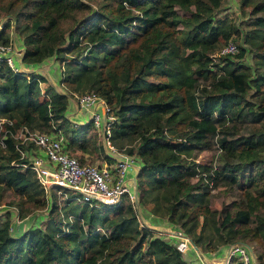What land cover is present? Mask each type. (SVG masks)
I'll return each mask as SVG.
<instances>
[{
  "label": "trees",
  "instance_id": "trees-1",
  "mask_svg": "<svg viewBox=\"0 0 264 264\" xmlns=\"http://www.w3.org/2000/svg\"><path fill=\"white\" fill-rule=\"evenodd\" d=\"M238 1L242 8L253 2ZM221 5L222 0H102L92 10L84 0H0V43L12 39L13 28L25 64L54 57L66 90L58 92L51 83L42 88L43 75L26 77L0 63V117L6 118L0 123V199L12 189L18 199L9 205L19 218L47 211L43 227L18 236L10 232L9 211L0 215V264H188L172 243L139 226L127 198L115 208L92 207L68 193L60 201L57 188L45 193L32 169L12 163L23 147L14 136L21 126L48 131L55 122L69 148L90 152L91 123L74 126L65 115L68 95L86 91L113 110L112 144L141 160L139 204L151 203L152 214L181 228L198 248L211 250L202 244L210 221L216 246L254 243L264 252V100L254 104L246 97L250 88H264V14L255 20L256 39L244 38L258 60L254 70L232 53L214 62L211 55L238 33L215 18ZM252 8L264 11V0ZM236 45L239 59L246 47ZM203 149L221 152L224 160L197 162L192 152ZM221 180L242 181L243 203L210 207L208 183ZM228 264L242 263L231 258Z\"/></svg>",
  "mask_w": 264,
  "mask_h": 264
},
{
  "label": "built area",
  "instance_id": "built-area-1",
  "mask_svg": "<svg viewBox=\"0 0 264 264\" xmlns=\"http://www.w3.org/2000/svg\"><path fill=\"white\" fill-rule=\"evenodd\" d=\"M3 18L5 19V17ZM3 18H0V28L5 21ZM236 51V43L233 40H228L211 57L215 62L220 55ZM21 56L22 52L20 55L13 39L7 43H0V63L4 62L13 71L29 77L33 72L27 71ZM68 96L75 98L77 110L87 113L88 120L85 123L90 122L91 127L101 139L104 157L96 163L82 161L67 146L69 140L64 132L55 122H52L48 131L29 130L27 127L21 126L14 133V136L19 139V144L23 147H17L20 153L19 161L12 163L19 165L22 170L32 169L45 193H48L51 188H57V194L66 198L67 192L65 191L68 189L74 193L72 199L92 207L115 208L122 203L124 198H127L136 211L139 205L136 176L141 167V160L137 155L118 150L112 144L110 135L112 123L115 120L112 108L94 91L73 93ZM5 120L6 118L0 117V123ZM73 125L78 124L74 123ZM2 137L0 143L3 145ZM105 156L110 157L111 161L108 162ZM133 170H136V174H132ZM138 223L140 226L139 220ZM140 227L145 226L141 225ZM168 237V242L172 243L181 254L190 249L197 255L198 247L182 230L176 229L169 232ZM225 258L222 264H228L231 258H236L242 264H253L249 246L240 243L229 245ZM198 261L200 264H205L201 258H198Z\"/></svg>",
  "mask_w": 264,
  "mask_h": 264
},
{
  "label": "rangeland",
  "instance_id": "rangeland-1",
  "mask_svg": "<svg viewBox=\"0 0 264 264\" xmlns=\"http://www.w3.org/2000/svg\"><path fill=\"white\" fill-rule=\"evenodd\" d=\"M87 2V4L92 8V10H96L99 5L101 4L102 0H84ZM258 0H253V2L250 1V3L245 6V8H242L240 6V3L238 0H222V5L219 6L216 11L214 12L215 18H220L223 23L230 25V26H236L238 29L237 32H232L231 33V38L236 44H240L246 47L244 56L240 57L239 59L236 58L235 53L239 49H237L236 52L232 53V58L234 60H237L245 65L250 66L251 69L256 68V63L257 59L254 57V50L250 47V49L247 50L249 47V43L244 40L249 36V40L254 41L256 38V34L253 32V30L257 27H255V20L258 16H261L264 14L263 10L257 9L256 12L252 11V7L254 6V3L257 2ZM191 9H193L191 7ZM178 10L182 14H188L189 11L184 10L182 8L178 7ZM5 20V19H4ZM185 29L189 28L188 25L184 27ZM12 28L9 29V34ZM257 32H261L260 30ZM19 36V35H18ZM20 37V36H19ZM21 38V37H20ZM56 60V59H55ZM57 61V60H56ZM58 62V61H57ZM59 64V62H58ZM60 65V64H59ZM62 68V67H61ZM213 71L216 72V74H222L223 71L217 70L216 66L212 68ZM253 72V71H252ZM252 77H254V73L252 74ZM246 97L248 100L253 102L254 104H257L258 101L264 100V88H262L259 91H256L255 88H250L249 91L246 94ZM176 115H173L175 117ZM92 131V130H91ZM239 133V132H238ZM88 136V141L87 143L92 147V150L90 151L92 154V158L98 157L99 159L104 157V149L102 146V141L97 140L99 148L95 147L93 145L94 139L91 134V132L87 133ZM95 142V144L97 143ZM77 148V147H76ZM73 149V148H72ZM193 158L196 159L197 162L202 163V164H207V163H212V164H218L219 162L223 161L224 158L221 157V152L209 150V149H203V150H193L192 152ZM97 158V159H98ZM90 163H95L93 161H88ZM196 177H189L190 180H195ZM241 180H238L234 184L227 183L225 180L219 181L218 184L214 185L211 181H209V200H210V207L220 210L223 205H227L231 202H236V203H243L244 197H243V187L241 186ZM247 190H250L249 188L246 187ZM68 189H66L67 191ZM70 196L74 194L71 190L67 191ZM139 193V192H138ZM48 194V193H47ZM141 194V193H140ZM58 199L62 201V196L58 194ZM18 196L17 194L12 191L10 188H6L3 191L2 198L0 199V215H3L5 212L9 211L10 213V220L12 223V228L11 229V234L13 236H18V232L22 230L23 228H33V227H43L46 223V210L42 211H34L29 214L28 219L22 222L20 220L22 218H18V212H16V207L13 205L10 206L9 204L12 202L17 201ZM151 203H145L139 204L138 208H136L137 215H138V220L141 222V225H144L145 227L151 229L154 231V235L157 237H161L162 239H165L166 241H169L168 237V230L166 229H180L179 227L174 226L171 224L165 217L161 218L158 217L157 215H154L151 213ZM16 210H15V209ZM138 209V210H137ZM139 212V214H138ZM156 219L157 224H154L149 221L148 216ZM45 217V218H44ZM156 217V218H155ZM160 218V219H159ZM200 221L202 219L200 218ZM21 224V225H20ZM16 225H20V227L16 230ZM140 225V226H141ZM166 231V232H165ZM174 231V230H173ZM197 233L200 232V228H197ZM219 238H217V235L213 233V228H212V223L209 221L205 229L203 231V238H202V244L208 243L209 247L208 249H211L207 251L205 247L202 245L200 248L197 249V255H200L201 257L195 256V252L192 250H188L187 252L182 254V258L188 263V264H200L198 261V258H201L205 264H222L224 263L225 259L224 256L222 255V250L228 248L229 245L231 244H218ZM249 246V245H247ZM142 249L145 250L146 246L145 244H142ZM153 247L157 248L158 244L154 240L153 241ZM251 252H252V260L253 263L258 264L262 263L264 264V252L261 250L260 247L256 246L254 243L250 244L249 246ZM207 254L209 256L208 259L204 258L202 255ZM258 255L263 256V260H260L259 262L256 261V257ZM210 259H213V261H210ZM238 262L239 260L236 259Z\"/></svg>",
  "mask_w": 264,
  "mask_h": 264
},
{
  "label": "crops",
  "instance_id": "crops-1",
  "mask_svg": "<svg viewBox=\"0 0 264 264\" xmlns=\"http://www.w3.org/2000/svg\"><path fill=\"white\" fill-rule=\"evenodd\" d=\"M0 18L2 19L3 17L0 15ZM10 35H11V38L13 39V42L16 46V49L18 50V52L21 55V52L23 50L21 38L18 36L17 33H15L13 28L10 31ZM25 67H26L28 72L37 73V74L43 75L46 78L45 81L40 83L42 88H44L48 83H51L58 92H62V93L66 92L63 85L60 83L62 68L58 64V62L55 60L54 57H49L39 64H26ZM65 115L72 124H74V123L85 124V122L88 120V116H87L86 112H83L81 110H77V104L75 102V98H73L72 96L71 97L68 96V102H67V107L65 110ZM91 129L96 133V131L92 127H91ZM91 129H89L88 131L90 132ZM96 135H98V134L96 133ZM98 140H101L99 138V136H98ZM73 151L82 160L93 161L95 163L99 162L101 160V158L99 159L98 157H96L95 159L92 158L91 152H88V151H82L79 149H75ZM132 174H136V170H133ZM28 216H29V214L26 217L22 218L20 220V222H22V224H23L24 221L28 219ZM148 219L150 222L157 224L156 219L149 217V216H148ZM20 225H16V230L20 227ZM11 226H12V223H11ZM26 229L23 228L22 230H20L18 232V234H22ZM167 230H168V232H173V230L175 231L176 229H173V230L166 229V231ZM10 232H11V230H10ZM228 248H229V246H228ZM228 248L222 250V252H223L222 255L224 256V258L226 257ZM194 255L197 256L196 254H194ZM202 256L206 259L209 258V256L205 253ZM210 261H213V259H210ZM253 264H255V263H253Z\"/></svg>",
  "mask_w": 264,
  "mask_h": 264
}]
</instances>
